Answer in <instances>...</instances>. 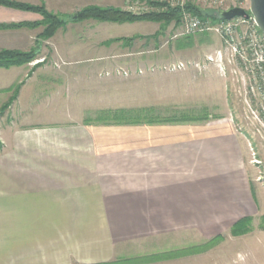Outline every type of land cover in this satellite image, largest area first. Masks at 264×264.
I'll return each instance as SVG.
<instances>
[{
    "label": "crops",
    "instance_id": "crops-1",
    "mask_svg": "<svg viewBox=\"0 0 264 264\" xmlns=\"http://www.w3.org/2000/svg\"><path fill=\"white\" fill-rule=\"evenodd\" d=\"M11 1L66 16L88 6L128 4ZM41 20L38 13L0 6V52L35 55L31 63L0 68V264H107L137 242L183 233L208 239L260 213L246 139L230 113L150 121L145 105L121 107L123 99L146 101L148 79L167 73L139 68L130 74L138 78L128 82L131 91L120 95L117 58L135 51H101L100 44L78 41L70 26L47 40L44 27H15ZM94 30L86 34L90 40ZM188 71L197 72L190 67L176 74ZM157 82L192 99L203 94L196 78ZM139 84L141 93L134 91ZM159 84L154 89L161 91ZM119 111L143 118L119 122Z\"/></svg>",
    "mask_w": 264,
    "mask_h": 264
},
{
    "label": "rangeland",
    "instance_id": "rangeland-1",
    "mask_svg": "<svg viewBox=\"0 0 264 264\" xmlns=\"http://www.w3.org/2000/svg\"><path fill=\"white\" fill-rule=\"evenodd\" d=\"M153 1L165 3L168 7H180V5H173L170 0ZM190 6L198 8L206 19L187 10V7ZM131 7H138L141 11H130ZM180 8L184 10L180 22H173L165 26L150 21L125 24L99 22L96 20L75 21L74 16L83 9L72 11L67 16H58L64 19V27L70 26L74 27L73 29L75 30L77 29V32L74 31V33H77L74 36L75 38L80 37L78 41L81 40L82 43L90 45L93 42L95 46L100 44L104 47V50L101 51H135L134 57L123 56L117 58L119 65L117 78L119 79L120 95H122V92L131 91L127 87L128 82L138 78L130 74L133 75V72L138 71L139 68H143L144 66H151V71H163L159 70L158 67L173 62L184 61L199 62L201 65L205 64L206 66L203 69L191 66L197 71V75L193 72L195 76H192L193 73L191 71L186 72L183 76L176 74L179 72L171 73L168 71H164L167 74H164L163 78L156 79L151 76L148 80L152 87L149 90L146 101H142L143 99L136 97L133 100L123 99L119 104L121 107L133 109L145 105L146 109L151 110L150 116L147 117L150 121L158 119L164 121L173 118L194 120L197 117L203 119L210 115L218 117L230 113L246 139L247 151L245 162L252 190L256 194L255 200L260 213L252 216V229L249 233L242 236L236 237L231 234L233 226L241 220L239 219L232 225L230 230L215 232L214 236L208 239L203 238L201 233H183L178 236L165 237L161 240L137 242L135 246L133 245L130 248L128 247L127 251L125 250L126 253L122 255L123 258L121 260L107 264H264V200L259 195L260 192L264 194V117L256 118L257 110L260 107L256 102L250 101V93L243 81V76L246 75L245 72L240 71L235 65H229V67H225V70L223 69L222 71L215 63H207L208 56H214L217 51L223 48L221 38L213 32H197L192 35H184L183 19L185 13L197 16L205 22L216 23L223 20L217 19L215 13L228 11L229 9H212L198 1L188 2L184 7ZM123 10L130 11L135 15H143L157 12L160 9L150 6L144 0H128L127 9ZM78 23H84V25H80V28L74 26ZM92 25L95 27L92 33V37L94 38L90 40L92 38H89L86 34L91 35L90 26ZM155 35H158L157 40L154 39ZM131 60H135L134 67L130 63ZM153 68L155 70H152ZM192 78L200 81L204 94L196 99H192L185 92L175 94L172 91L173 89L166 88L165 83L160 87V84L157 82L160 80L162 82H175L176 80L190 81ZM140 79L142 80V78ZM156 83L159 84V88H162L161 91L157 89L158 87L154 89ZM207 84L211 93H206ZM134 91L141 93L143 91L142 84H139L138 88L134 89ZM255 160L257 163H254ZM219 236L223 237V239L216 246L203 253L197 252L209 241ZM163 255H173V257L150 262L151 259Z\"/></svg>",
    "mask_w": 264,
    "mask_h": 264
},
{
    "label": "built area",
    "instance_id": "built-area-1",
    "mask_svg": "<svg viewBox=\"0 0 264 264\" xmlns=\"http://www.w3.org/2000/svg\"><path fill=\"white\" fill-rule=\"evenodd\" d=\"M173 5L184 7L188 2L198 1L212 9L230 10L241 8L250 13V0H170ZM145 8L144 6H142ZM130 11L140 12V8L131 7ZM184 35L197 32H213L218 35L223 48L213 56L207 57V63H215L223 71L229 65H235L240 71L246 73L243 81L249 91L251 102L259 105L256 118L264 117V33L259 29L254 18H236L231 21L210 22L202 21L197 16L184 14ZM43 61V60H41ZM35 61V64L41 62ZM191 66L203 69L205 65L199 62H173L158 67L159 70L168 72H181ZM152 70H155L154 68ZM225 73V72H224ZM126 74V73H125ZM226 75V73H225ZM254 163H257L255 160Z\"/></svg>",
    "mask_w": 264,
    "mask_h": 264
},
{
    "label": "trees",
    "instance_id": "trees-1",
    "mask_svg": "<svg viewBox=\"0 0 264 264\" xmlns=\"http://www.w3.org/2000/svg\"><path fill=\"white\" fill-rule=\"evenodd\" d=\"M150 6L160 9L157 12H152L143 15H135L130 11L123 10L121 8L116 7H101V6H88L78 14L74 16V20L77 22L85 21V20H96L99 22H111V23H135V22H142V21H150L155 22L162 25H170L173 22L179 23L181 20V16L183 13V9L180 7H168L165 3L156 2L153 0H144ZM0 6H5L8 8L35 12L40 14L43 17V20L38 23L33 24H19L15 25V27L21 28L24 26H31V27H39L44 26V32L42 33L41 37L44 40L52 38L56 32L65 26V21L57 14H54L46 9L45 6H33L26 3L11 1V0H0ZM187 10L193 12V14L206 19L204 15L200 12L198 8L195 7H187ZM154 39H158V35L154 36ZM35 59V55L33 53H25L21 51H14V50H5L0 52V68H10L12 66H20L24 64H28L33 62ZM146 113V112H145ZM143 118V113L140 115H130L127 114L126 111H119L118 112V121L119 122H139ZM182 119L173 118V119H166L164 121H180ZM188 120V119H186ZM252 218H243L239 222H237L232 230V236H242L247 234L252 229ZM223 237L219 236L211 241H209L203 248L198 250L197 252L203 253L214 246H216ZM172 256L163 255L157 257L155 259H151L150 262L160 261L165 259H170ZM154 260V261H153Z\"/></svg>",
    "mask_w": 264,
    "mask_h": 264
},
{
    "label": "water",
    "instance_id": "water-1",
    "mask_svg": "<svg viewBox=\"0 0 264 264\" xmlns=\"http://www.w3.org/2000/svg\"><path fill=\"white\" fill-rule=\"evenodd\" d=\"M215 17L225 21H231L235 18L248 20L253 17L259 29L264 33V0H250V13L244 9L233 8L228 11L216 12Z\"/></svg>",
    "mask_w": 264,
    "mask_h": 264
}]
</instances>
